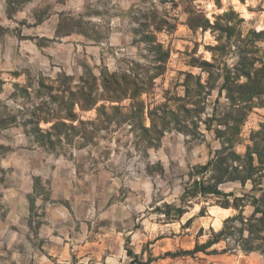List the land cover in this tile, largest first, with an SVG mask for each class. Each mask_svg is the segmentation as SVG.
Returning a JSON list of instances; mask_svg holds the SVG:
<instances>
[{
	"label": "rangeland",
	"instance_id": "374dc122",
	"mask_svg": "<svg viewBox=\"0 0 264 264\" xmlns=\"http://www.w3.org/2000/svg\"><path fill=\"white\" fill-rule=\"evenodd\" d=\"M263 10V0H0V264H264L262 253L238 248L247 233L238 219L225 224L239 212L223 208L224 197H183L198 177L192 168L221 148L218 132H237L243 155L251 132L264 128V36L250 34L264 29ZM151 36L168 58L140 98L144 125L166 105L189 132L170 120L150 142L111 124L85 143L78 120L96 111L75 105V121L64 120L51 147L32 134L36 118L72 109L70 91L95 82L102 93L104 71L155 77ZM246 73L262 94L239 103L234 85L247 83ZM18 85H30L27 94ZM182 105L192 109L186 119ZM251 189L218 187L239 198ZM252 212L246 205L242 217ZM225 227L219 243L194 251Z\"/></svg>",
	"mask_w": 264,
	"mask_h": 264
},
{
	"label": "trees",
	"instance_id": "16d2710c",
	"mask_svg": "<svg viewBox=\"0 0 264 264\" xmlns=\"http://www.w3.org/2000/svg\"><path fill=\"white\" fill-rule=\"evenodd\" d=\"M250 34L255 37L264 36V32L255 33L254 31H251ZM150 38L151 44L158 56V62H160V65L156 67L157 73L155 74V77H149L146 82H139L137 78L128 75V73L125 72L116 73L104 71L101 73L100 78L102 93H97L95 82H92L89 85L87 84V86L83 84L77 87L75 93L70 91L68 93V99L72 102V109L58 117L36 118L32 115L33 119L36 118V127L32 131V134L42 141L46 140L51 147L53 145L51 139L56 135H59L61 129L66 128L67 126L64 120L71 122L75 121L73 115L75 105L78 106L81 112L93 109L96 111V117L94 120H78L80 128L83 129L80 139L85 143L91 142L93 135L97 131L107 130L111 124L120 125L122 123H127V125H131V132L138 133L143 140L150 142L152 139L159 140V137L161 136L159 129L161 128L163 130L168 127L170 120H174L178 128L183 132L184 130L185 132H189L187 130L188 127L180 123L181 119L178 112L172 111L166 105H159L148 111L147 118L149 119L150 126L146 127L144 125L145 105L140 98L144 93H147L151 89L152 80L163 74L165 70L164 65L168 58V52L163 49V46L157 43L153 36ZM253 50H255L254 47ZM253 53L254 51L251 49L250 54ZM250 62V68H252V64L254 63L252 58H250ZM244 76L247 83L234 85L237 93V101L239 103H245L243 101L245 100L244 96L249 91H251L250 96L248 97L250 98L248 99L250 102H252L257 95L260 96L262 94L261 92L258 93V88L255 86L256 83L258 84L259 79L255 78L253 73H246ZM61 78L67 79L65 75H61ZM40 87L46 88L42 83L39 84V88ZM197 87L201 88V85L198 83ZM15 89L20 94H27L30 85H18L15 86ZM125 100L130 101L127 107H124L121 104ZM100 102H103V104L98 105ZM104 103H117V105L106 106ZM179 108V114H184L181 117L182 119H186L187 114L192 111V109H189L185 105H182V107L180 106ZM11 120H15V117ZM40 122H51L52 125L47 131H43L38 127ZM1 125L5 126L2 119H0V126ZM69 129L71 131L75 130L73 126H70ZM224 135L226 134L220 132L216 134L218 139H224L221 140V148L214 152L213 157L204 166L192 168L194 172L191 176L198 177L193 180L191 185L186 187L184 193L185 196L183 197L191 198L197 195L204 196L207 194L224 197L226 200L221 206L226 209L232 208L239 212L238 216L227 219L225 224L238 219L241 231L243 230L247 233L246 239L240 237L238 248L242 252H259L264 255V138H261L264 135V128L261 127L260 130L251 132V145L246 146L243 155L237 154L234 150V145L238 140L237 132L232 135H226L225 137ZM227 182H238L242 186L247 182H250L252 185L250 195L242 194V197L239 198L233 197L232 194L227 195L219 191V185ZM256 193L259 194V198H255L254 195ZM228 197L233 198L232 203L228 201ZM246 198H251V201L245 203ZM246 205L253 207V212L245 219L242 217V212ZM176 212V215L182 213L181 209H177ZM225 229L226 227L217 233H212V239L206 241L203 245H197L194 251H204L209 246L219 243L222 237L226 234ZM232 229H234V227H232Z\"/></svg>",
	"mask_w": 264,
	"mask_h": 264
},
{
	"label": "crops",
	"instance_id": "0c3cea01",
	"mask_svg": "<svg viewBox=\"0 0 264 264\" xmlns=\"http://www.w3.org/2000/svg\"><path fill=\"white\" fill-rule=\"evenodd\" d=\"M240 1H243V0H240ZM263 12H264V10H263ZM240 21L243 23L245 21V18L244 17L240 18ZM254 32L255 33H261V32H264V29H260V30H257V31L254 30Z\"/></svg>",
	"mask_w": 264,
	"mask_h": 264
}]
</instances>
